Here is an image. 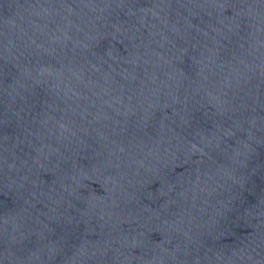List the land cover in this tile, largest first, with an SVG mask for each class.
Instances as JSON below:
<instances>
[{
	"label": "water",
	"instance_id": "1",
	"mask_svg": "<svg viewBox=\"0 0 264 264\" xmlns=\"http://www.w3.org/2000/svg\"><path fill=\"white\" fill-rule=\"evenodd\" d=\"M0 264H264V0H0Z\"/></svg>",
	"mask_w": 264,
	"mask_h": 264
}]
</instances>
